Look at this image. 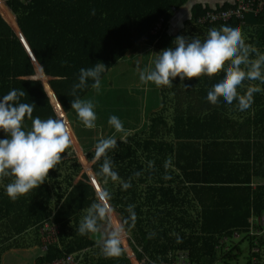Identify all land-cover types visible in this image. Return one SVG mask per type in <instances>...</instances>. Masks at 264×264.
<instances>
[{
    "label": "trees",
    "instance_id": "16d2710c",
    "mask_svg": "<svg viewBox=\"0 0 264 264\" xmlns=\"http://www.w3.org/2000/svg\"><path fill=\"white\" fill-rule=\"evenodd\" d=\"M213 2L214 0H0L3 15L12 22L14 28L19 27L42 67L44 73L36 64L38 75L44 77L43 82L52 99L42 81L35 79L34 62L1 11L0 98L13 89L25 91L21 102L34 104L32 116L41 119L55 118L57 111L60 113L58 101L69 122L71 100L74 98L71 90L73 84L78 82L80 69L103 63L107 69L101 75L102 80L112 68L142 44L147 46L148 56L141 70L153 59L152 53L174 47L173 41L177 36L183 34L188 38L204 39L210 28H219L221 25L239 27L245 42L264 53V4L256 15L246 13L241 18L232 17L229 21H224L222 11L236 9L241 2L257 7L260 0ZM188 6L189 13H183ZM93 9L95 15L91 14ZM160 25L161 29L156 31ZM173 26H176L174 30ZM45 74L50 78L49 84L57 97L49 89ZM222 78L223 72L213 77L201 76L184 81L177 77L172 81V86L159 87L160 90L152 92L158 93L164 89L167 95L171 92L177 104V98L180 106L186 104L187 111L184 114L193 118L188 130L168 120L165 111L173 106L153 111L156 105L152 104L151 95L146 104L132 96L136 107L142 106L144 109V117H141V111L136 110L134 114L138 118L137 123L130 127L131 109L127 108L128 105H119V98L112 89L99 90L94 108L97 126L77 138L86 159L92 164L91 169L97 182L109 194L107 204H111L118 212L125 231L133 235L135 244L131 243L132 248L135 249L138 260L146 259V264H176L181 256H185V261L179 264H239L240 243L243 241H247L250 247L247 264H264V230L256 224V220L264 215V185L257 188L254 200H251L253 191L247 186L251 178L241 179L236 173V167L224 155L218 159L219 163L226 158L228 163L219 169L221 178L209 180L197 176L191 184L186 182L188 178L183 166L173 164L172 139L198 141L203 137H217L225 131L237 135L243 129L246 131L250 128L261 129L264 133V84L260 81H244L243 86L238 89L241 93L251 82V85L259 86L262 91L254 93V102L249 109L241 111L236 101L231 105L222 97L216 105L207 101V91ZM92 83L89 80L88 87L78 91L81 98L84 99L93 90ZM150 84L144 85V89L147 90ZM184 84L188 85L186 89ZM151 85L158 88L155 84ZM90 99L93 100L92 97ZM225 108L229 111L224 110ZM113 115L122 121L125 129H132V133L134 128L139 127L140 130L133 136L129 135L126 141L117 142L115 149L109 150L107 155L112 160L113 171L118 173L120 179H109L105 183L104 178L98 175L103 158L99 161L95 159L94 145L102 138L99 132L109 131L120 138V133H116L107 122ZM232 118L235 120L231 121ZM74 121L77 127L75 131L83 132V124L77 117H74ZM221 124L226 127L206 128ZM30 126L31 121L26 118L24 127L27 129ZM73 134L72 130L74 139ZM3 138L5 133L0 130V139ZM198 147L203 153L208 148L207 145ZM260 147H264V137ZM169 160L171 163L165 167ZM259 163L262 166L257 169L263 172V160H259ZM84 164L88 166L87 163ZM239 165L241 164L238 163ZM82 173L83 168L75 157L71 144L62 153V159L56 168L49 171L45 182L15 201L5 191L10 178L0 179V221L6 220L3 229L7 231L3 238L13 236L19 242L22 240L21 235L34 228L40 232L42 239L46 227L50 226L52 231L56 226L60 232L59 242L56 243L51 238L41 240L40 243L45 245H40L47 246V249L40 262L54 263L74 255L77 264H132L122 243L119 256L106 257L101 252L99 241L105 235L102 225L106 226L108 214L100 222L99 232L81 235L76 230L90 205L99 202L100 197L89 176ZM78 177L81 179L76 182ZM201 180L209 182L200 184ZM122 182L130 183L131 187L123 189ZM207 190L214 191L216 202L204 199V195L200 196ZM129 205H134V223L127 211ZM115 211L112 212L115 214ZM251 229L261 233L251 235ZM235 232L242 237L235 239ZM44 235L49 236V233ZM222 240L224 243H221ZM128 247L131 248L130 245Z\"/></svg>",
    "mask_w": 264,
    "mask_h": 264
},
{
    "label": "clouds",
    "instance_id": "9594fccd",
    "mask_svg": "<svg viewBox=\"0 0 264 264\" xmlns=\"http://www.w3.org/2000/svg\"><path fill=\"white\" fill-rule=\"evenodd\" d=\"M91 14L95 15V9ZM173 45L159 53H152L153 59L139 74L142 84L167 87L172 86V81L177 77L184 81L201 76L213 77L223 72V78L207 91L206 99L213 105L218 104L221 97L229 105L236 101L241 111L249 109L254 102V93L262 91L259 86L251 84L243 93L238 91L246 80L264 84V53L245 42L239 27L221 25L219 28H210L204 39L177 36ZM106 69L103 63L81 68L78 82L72 86L71 95L74 98L71 100V110L89 130L97 126L95 105L92 100L81 98L78 91L87 88L91 80L92 89L98 92L101 88V75ZM184 87L186 89L188 85L184 84ZM24 96L25 91L13 89L0 98V130L5 133V138L0 139V179L10 178L5 191L13 201L43 184L49 171L55 169L61 161L62 153L72 144V129L62 105L57 101L61 111L55 118H33L34 104L21 102ZM26 118L31 121L27 129L24 127ZM107 122L116 133L121 134V142L132 134L115 115L110 116ZM116 146L115 135L102 137L94 145L95 159L99 161L103 158L98 175L104 178L105 183L109 179H120L118 173L113 171L112 160L107 155ZM170 163V160L166 161L165 167ZM122 187L126 190L131 184L122 182ZM108 197L109 194L103 191L99 202L90 205L76 229L79 234L100 231V222L107 215L103 201ZM127 211L134 223V205H129ZM117 231H108L99 241L101 252L106 257H116L122 252L121 241L126 242L125 232Z\"/></svg>",
    "mask_w": 264,
    "mask_h": 264
},
{
    "label": "crops",
    "instance_id": "0c3cea01",
    "mask_svg": "<svg viewBox=\"0 0 264 264\" xmlns=\"http://www.w3.org/2000/svg\"><path fill=\"white\" fill-rule=\"evenodd\" d=\"M217 0H214V2ZM224 0H221V3ZM220 2V1H219ZM195 3V1H194ZM218 3V2H216ZM189 6L187 10H184L183 13H189ZM176 33V31H174ZM147 60V59H146ZM142 71V70H141ZM162 88V87H161ZM157 88V89H161ZM155 92V91H154ZM97 91L95 90L89 97V99L93 98V103L95 105ZM89 95V94H88ZM87 95V96H88ZM86 96V97H87ZM85 97V98H86ZM152 104L156 105L153 111H158L161 108H165L168 106H173L168 108L167 117L170 123L175 124L177 126H181L184 130H188L192 126L193 118L184 114V111H187L186 104L180 106V100L177 98L178 104L174 101L173 95L171 92L167 93L164 89H162L158 93L151 94ZM166 97V100H165ZM91 100V99H90ZM127 109V108H125ZM124 109V110H125ZM224 110L229 111L228 108ZM75 117L76 113H75ZM203 121V119H200ZM235 118H232L231 121H234ZM222 121V120H221ZM240 122V119L238 120ZM130 124H135L131 123ZM224 124L213 126V127H206L208 129H220L225 128ZM80 128V127H79ZM87 129L83 127V130ZM180 135V133H179ZM75 139H77L76 135L74 134ZM117 138V142L120 141L118 135L115 134ZM264 133H262L261 129L250 128L246 131L244 129L238 133L237 135L226 133V131L222 134H219L217 137H203L200 140H185L181 141V139H172L174 140V154H173V164L178 165L179 167L182 165L184 168V173L186 175L187 183L191 184L194 183L197 179V176L206 177L209 180H213L214 178H221L219 175V169L223 165H228L226 158L228 159L231 165L236 167V173L240 176V178H251V181L247 185L249 188L252 189V196L251 200H254V192L260 185H264V170L261 172L259 166H262L259 163V160H263L264 166V147H260L261 143L263 142ZM79 142V141H78ZM173 142V141H172ZM198 145H207L208 148L206 149V153H203L199 150ZM83 151V149H82ZM257 154V157H255ZM224 155L226 158H223L218 163L219 157ZM257 159V167H255V160ZM259 159V160H258ZM238 163L241 165L238 166ZM246 163V165L242 164ZM238 166V167H237ZM92 166L90 165V171L92 172ZM179 173V172H178ZM94 175V174H93ZM200 184H208L206 180L199 181ZM100 186V185H99ZM101 188V186H100ZM103 189V188H102ZM204 195V199L208 201L216 202L217 198L214 194V191L207 190L202 192L200 196ZM111 205V204H110ZM6 220L0 221V264H39L41 256H38V251L42 250L43 246L40 243L41 240H46L45 235L43 234V238L41 239L40 232L34 228L28 229L22 237L21 241H17L12 236L11 238H3V235L7 233L6 229H3L6 225ZM107 223L110 224L108 226V230L117 231V227L112 226L110 220H107ZM120 225H122L121 221H119ZM56 227V226H55ZM54 227V228H55ZM58 228V227H57ZM122 229L125 232L126 242L121 241L125 247L129 248L128 241L130 242V235L128 232L125 231L122 225ZM118 232V231H117ZM15 234V233H14ZM59 229L58 234L56 231V235L53 238V241L58 243L59 242ZM127 235V237H126ZM133 237V235H131ZM134 238V237H133ZM45 245V244H43ZM131 246V245H130ZM47 247V246H46ZM44 247V248H46ZM132 248V246H131ZM218 248V247H216ZM47 249V248H46ZM44 252V251H43Z\"/></svg>",
    "mask_w": 264,
    "mask_h": 264
},
{
    "label": "rangeland",
    "instance_id": "374dc122",
    "mask_svg": "<svg viewBox=\"0 0 264 264\" xmlns=\"http://www.w3.org/2000/svg\"><path fill=\"white\" fill-rule=\"evenodd\" d=\"M219 1L221 2V0H217L213 3H216ZM14 18H16V17H14ZM175 28H176V26L172 27L173 30ZM140 46L141 47L138 50L130 52L127 57H125L122 61H120L114 68H112L108 72L106 77L101 80V88H100V90L112 89V92L114 93V95H116L119 98V101H120L119 105L124 103L126 106L127 105L129 106V107L127 106V108L131 109V111H130L131 123H137L138 118L134 114V112L136 110L141 111V117H144V114H143L144 109L142 108V106H141V108L136 107L135 100L132 98V96L138 97L141 103L146 104L148 96H150L152 94V92L158 91V89L151 84H150V87L147 90H145L144 84H142L139 80V74L141 71V66H142L144 60H146L147 56H148L147 48H146L147 46H145L144 44H142ZM251 84H252V82H251ZM94 91L95 90L93 89L90 92V94L84 99H89V97L91 96V94ZM74 115H75V112L72 110L70 112V114L68 115V118H69V122H70V126H71L72 130L78 138L79 135H81L82 133H85L86 131H89V129H84V130H82L83 132L80 131L79 133L77 131H75L77 127L75 125V121H74L75 116ZM101 121H102V119L100 117V123H101ZM128 126L132 127V125H128ZM130 130L132 131V129H130ZM139 130H140L139 127L134 128V131L130 136H133V135L139 133ZM99 135L101 137L106 138L108 136L115 135V133L112 134L109 131H107V132H103V133L99 132ZM142 135L145 136L144 134H142ZM75 143H76V145H75ZM72 145L74 147L75 157L78 159V162L80 163V165L83 168V173H86L87 175H89V179L91 181V184L93 185V187L97 190V192L99 194L100 191L97 188V186L93 183V181H94V180H92L93 177L90 175L91 171L89 168H90V165L92 166V164L89 163L88 160L86 159L85 153H84V151H82V147L79 144L78 140H76V139L72 140ZM83 160L87 163V165H88L87 168H86ZM80 179L81 178L78 177L76 179V182H78ZM106 209H107L108 219L111 221L112 226H115V227L119 226V224H120L119 221L121 219H120L118 212H116L114 209L112 210V208H111L112 211H115V214H114V212H112V211L110 212V210L108 208H106ZM102 226H103L102 231L105 232V234H106L109 231L107 228H108V226H110V224L107 223L106 226H105V224H103ZM56 231L58 234V228L57 227L52 229L53 233H56ZM128 236L130 238V242L128 241V244L129 245H130V243L135 244V239L133 237H131V234ZM240 248H241V257H240L239 264H247V260H248V256H249V249H250L249 243L247 241L241 242ZM45 250H46V248L43 247L44 252H45ZM36 251H38V254H39L38 256L43 255V253H44L42 250H39V249ZM125 251H126L128 258L131 260L132 264H146V259H143L141 261L138 260L137 253H136L134 248L125 247ZM262 255L264 256L263 251H262ZM184 257L185 256L179 257L176 261V264H179V263H182L183 261H185Z\"/></svg>",
    "mask_w": 264,
    "mask_h": 264
},
{
    "label": "built area",
    "instance_id": "2783aa9c",
    "mask_svg": "<svg viewBox=\"0 0 264 264\" xmlns=\"http://www.w3.org/2000/svg\"><path fill=\"white\" fill-rule=\"evenodd\" d=\"M263 4H264V0H260L257 7L254 5H251V3L241 2V3H239L238 8H236V9L233 8V9H230L228 11H222L221 17L224 19V21H229L232 17L241 18V17L245 16L246 13H254L256 15L262 9ZM218 17L220 18V16H218ZM215 19H218V18H215ZM160 29H161V25L159 26V28L156 31H158ZM256 224H258V226H260L261 229L264 230V215L262 217L258 218V220H256ZM49 228L50 227L48 226L44 229L45 230L44 234L49 233V236H45V237H48V239L46 238V240H49L50 238H51L50 240H52L54 238V236L56 235V233H53V238H52V231ZM260 233H261V231L255 230V229H251V231H250L251 235H256V234H260ZM233 237L235 239H240L242 236L240 233L235 232L233 234ZM221 243H224V240H222ZM255 251H257V250H255ZM39 264H77V262L75 261L74 255H71L66 259L57 260L54 263L41 262Z\"/></svg>",
    "mask_w": 264,
    "mask_h": 264
},
{
    "label": "water",
    "instance_id": "95a60500",
    "mask_svg": "<svg viewBox=\"0 0 264 264\" xmlns=\"http://www.w3.org/2000/svg\"><path fill=\"white\" fill-rule=\"evenodd\" d=\"M0 11H1V9H0ZM1 14H2L3 17H5V15H3L2 11H1ZM5 18H6V17H5ZM6 20H7V18H6ZM7 21H8V20H7ZM8 23H10V22L8 21ZM11 23H12V22H11ZM11 23H10V24H11ZM12 25H13V24H11V26H12ZM12 27H13V26H12ZM13 28H14V27H13ZM14 29H15L17 35H18V36L20 37V39L22 40V42H23V44H24L26 50L28 51L30 57L32 58V60H33V62H34V65H35V68H36L35 79L41 80L42 83L44 84V82H43V78H44V77L38 75V68L43 72L42 67H41V66L39 65V63L37 62V60H36V58H35V56H34L32 50H31L30 46L28 45L27 41L25 40V38H24V36H23L21 30L19 29V27H18L17 29H16V28H14ZM36 64L38 65V68H37ZM43 73H44V72H43ZM45 76H46V75H45ZM46 78H47V85H48L49 89H51L52 92L54 93V95L56 96V93L54 92V90H53L51 84H49V80H50V78L47 77V76H46ZM44 87H45V89H46V91H47V93H48V90H47V87H46L45 84H44ZM48 95H50V93H48ZM50 97H51V95H50ZM56 97H57V96H56ZM51 99H52V97H51ZM59 103H60V102H59ZM61 105H62V104H61ZM56 110H57V109H56ZM58 113H59V112L57 111V114H58ZM73 136H74V134H73ZM74 139H75V136H74ZM74 139H73V137H72V140H74ZM84 162H85V161H84ZM85 163H86V162H85ZM87 167H88V166H87ZM87 167H86V168H87ZM89 169H90V168H89ZM90 175L93 177V179H92V180H94L93 183L97 186V188H98V187L100 188V186H99L98 182L96 181L94 175H93V174H90ZM88 176H89V175H88ZM99 188H98V189H99ZM101 190L103 191L102 187H101ZM99 191H100V189H99ZM102 191H100V193L98 194L99 196L102 194ZM107 200H108V199H107ZM108 202H109V200H108ZM103 203L105 204L106 208H108V209L110 210V212L113 210V208L111 207V205H108V204H107L106 200H104ZM109 204H110V203H109ZM111 208H112V210H111ZM117 229H118L120 232L124 233V231H123V229H122V225L119 224V226H117Z\"/></svg>",
    "mask_w": 264,
    "mask_h": 264
}]
</instances>
